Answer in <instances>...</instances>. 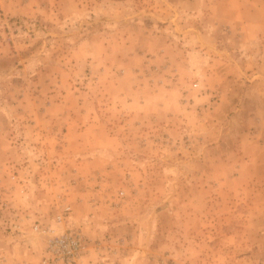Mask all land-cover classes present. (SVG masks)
Listing matches in <instances>:
<instances>
[{
    "label": "rangeland",
    "instance_id": "374dc122",
    "mask_svg": "<svg viewBox=\"0 0 264 264\" xmlns=\"http://www.w3.org/2000/svg\"><path fill=\"white\" fill-rule=\"evenodd\" d=\"M65 204L91 264H264V0H0V264Z\"/></svg>",
    "mask_w": 264,
    "mask_h": 264
},
{
    "label": "built area",
    "instance_id": "2783aa9c",
    "mask_svg": "<svg viewBox=\"0 0 264 264\" xmlns=\"http://www.w3.org/2000/svg\"><path fill=\"white\" fill-rule=\"evenodd\" d=\"M71 214L72 207L65 204L54 216V224L32 227L35 233L45 236V245L38 264H91L85 259L86 240L79 231L65 227Z\"/></svg>",
    "mask_w": 264,
    "mask_h": 264
}]
</instances>
